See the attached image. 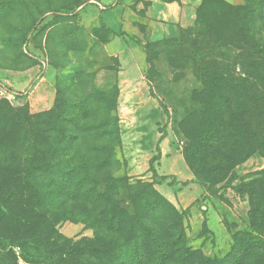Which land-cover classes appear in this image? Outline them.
Masks as SVG:
<instances>
[{"label": "rangeland", "instance_id": "obj_1", "mask_svg": "<svg viewBox=\"0 0 264 264\" xmlns=\"http://www.w3.org/2000/svg\"><path fill=\"white\" fill-rule=\"evenodd\" d=\"M247 1L0 0V81L22 94L14 102L0 100V198L17 188L6 204L16 213L24 212L26 205L35 207L27 210L33 213L28 216L33 224L22 225L18 234L54 250L94 238V230L81 218L86 209L97 211L103 205L60 198L50 204L44 199L48 184L41 190L36 183L30 186L28 197L27 186L22 193L16 183L19 176L39 175L35 165L42 169L46 162L54 166L56 185L62 184L59 176H64L65 168H76L75 176H82L85 159L91 176H125L136 187L151 185L169 200L183 213L186 242L193 250L224 260L236 248L238 256L252 249L242 264H254V257L260 256L264 261L262 243L255 249L256 243L248 240L251 226L258 231L254 236L264 239V147L257 149L263 143L233 167L224 159L230 139L218 140L216 150L207 155L190 150L205 125L187 119L200 115L204 98L203 81L189 49L181 48L176 56L161 48L147 55L144 49L157 41L196 38L210 57L237 75L254 74L256 87L263 89L264 15L255 23L259 41L255 48H249L243 37L242 47L225 45L223 33L215 29L228 22V6L241 7ZM199 9L207 15L206 25L198 21ZM84 99L89 118L81 119L80 126L93 125L97 133L54 153L42 137L44 128L56 127L54 137L61 140L60 129L69 127L50 112L63 100L75 108ZM237 105L234 98L230 109ZM74 111L80 114L79 108ZM159 134L168 152L162 158L155 139ZM108 146H113L116 161L97 169L96 153ZM177 153L193 174L195 170L206 174L214 189L207 191L198 183L196 189L190 181L185 185L180 172L164 175ZM149 187L143 191L150 192ZM135 188L119 189L117 200L126 201ZM8 208H0V236L8 234L3 219ZM16 251L19 263L28 264Z\"/></svg>", "mask_w": 264, "mask_h": 264}, {"label": "trees", "instance_id": "obj_2", "mask_svg": "<svg viewBox=\"0 0 264 264\" xmlns=\"http://www.w3.org/2000/svg\"><path fill=\"white\" fill-rule=\"evenodd\" d=\"M223 4L227 7L225 3ZM225 12L228 22L215 27L224 35L221 38L222 43L237 44L240 45L238 47H242L243 37L249 44V48L258 47L255 23L264 15V0H248L241 7L228 6ZM206 16V13H202V9H199L198 21L204 25L208 21ZM183 47L189 49L195 63V71L203 81L202 111L200 115L187 116V119H196L199 125H205V127L199 135L195 136L197 138L193 139L195 143L190 150L196 148L194 152L207 155V152L216 150L218 140L230 139L231 147L224 155V159L228 167H233L255 151L258 143L263 144H260L257 149L264 147V88L256 87L252 79L254 74L243 72L237 75L231 67L224 66L214 57H210L196 38L178 37L157 41L147 44L144 49L147 55L154 48H161L168 55L176 56ZM262 66L264 69V61ZM262 73L264 75V70ZM234 98L238 105L236 110H231L230 103ZM62 103L61 107L57 104L54 112H50L53 116L59 115L61 121L69 127L64 131L60 129V134L63 135L62 141L55 139L57 128L53 125L44 128L42 133L45 144L54 153L60 151L67 143L71 144L70 142L73 141L75 144L81 138H90L94 132L97 133L93 125L80 126L81 119L89 118L86 116L89 107L86 99L78 101L75 106L79 108L80 114L75 112V108L71 107L67 101L63 100ZM248 116L251 120H247ZM250 124L253 126H249ZM72 125L75 129L71 128ZM111 137H115V134ZM163 138L162 135L160 141ZM157 149L161 152L159 145ZM96 158L97 169L108 167L112 160L116 161L113 146H108L104 151H98ZM85 163V159L84 162L81 161L82 176H75L78 173L76 168H65L64 176H59L62 184L56 185L54 166L46 162L42 164V169L40 165L39 167L35 165L39 175L19 176L16 183L22 189V193H25L23 187L27 186L28 197H32L30 186L36 183L41 190V186L48 184L44 199L50 200V204L54 201L51 199L60 198L62 201L81 199L93 205H103V208L97 211L86 209V214L81 218L82 222L94 230V238L81 243H70L54 250L30 235L18 234L17 230L21 229L22 225L33 224L28 217L33 213L27 210H31L34 206L26 205L24 212L21 210L16 213L6 204H10L11 197L15 195L13 189L18 190L11 188L12 190L6 193L7 198H0V204L9 207L3 217L8 234L0 236V264H20L16 248L24 262L28 264H242L252 251L249 249L247 253L238 256L239 251L236 248L226 259L216 260L205 256L200 251L193 250L186 242L183 213L151 185L140 183L136 187L129 183V179L125 176L104 178L91 176L93 173L87 170ZM261 174L264 176V171ZM194 176V181L205 190L214 189L215 184L213 185L205 178L206 174L203 175L195 170ZM188 183L189 181L183 182L185 185ZM145 186H150V192L143 191L142 187ZM58 188L60 191L57 193ZM122 188L131 190L135 188V190L126 201L119 202L116 196ZM34 194L37 196V190ZM37 198L40 200V197ZM72 216L73 214L70 213L69 217ZM249 229L248 240L256 243L255 249H260L261 243L264 248V239L254 236V233H258L257 229L252 226ZM260 257H254L253 263L264 264Z\"/></svg>", "mask_w": 264, "mask_h": 264}, {"label": "crops", "instance_id": "obj_3", "mask_svg": "<svg viewBox=\"0 0 264 264\" xmlns=\"http://www.w3.org/2000/svg\"><path fill=\"white\" fill-rule=\"evenodd\" d=\"M161 136L162 135L159 134L158 138H155V139H156V146L159 145V147H160L161 158H162V154L165 155V154H168V152L165 151L164 141H162L164 138L160 141V137ZM178 153L174 155V161L170 164V166H168L169 167V170H168L169 172H166V173L162 172V173L164 175L168 174V175H172V176H179V172H180V174H181L180 178L182 180L190 181L191 182V186L196 187V189H198L199 186H198L197 182H194L195 176H194L193 172L189 169L188 166H184V164H182V161H185V160L182 157L180 158Z\"/></svg>", "mask_w": 264, "mask_h": 264}, {"label": "built area", "instance_id": "obj_4", "mask_svg": "<svg viewBox=\"0 0 264 264\" xmlns=\"http://www.w3.org/2000/svg\"><path fill=\"white\" fill-rule=\"evenodd\" d=\"M20 96H22L21 92L0 81V100L5 99L9 102H14L17 101Z\"/></svg>", "mask_w": 264, "mask_h": 264}]
</instances>
